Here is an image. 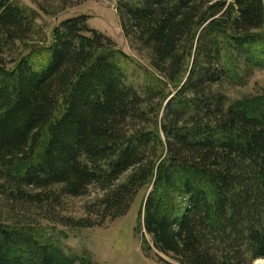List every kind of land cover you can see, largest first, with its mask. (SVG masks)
Wrapping results in <instances>:
<instances>
[{"label":"trees","instance_id":"16d2710c","mask_svg":"<svg viewBox=\"0 0 264 264\" xmlns=\"http://www.w3.org/2000/svg\"><path fill=\"white\" fill-rule=\"evenodd\" d=\"M57 1L62 12L86 0ZM116 12L137 59L87 16L47 41L35 11L0 0V264H95L40 222L100 227L140 193V230L163 264L264 261V94L239 93L264 70V0ZM91 188L93 219L62 215Z\"/></svg>","mask_w":264,"mask_h":264},{"label":"rangeland","instance_id":"374dc122","mask_svg":"<svg viewBox=\"0 0 264 264\" xmlns=\"http://www.w3.org/2000/svg\"><path fill=\"white\" fill-rule=\"evenodd\" d=\"M20 5L38 14L37 26L44 32L47 41L51 31L62 20L72 16L88 17V26L111 38L116 46L128 56L137 59L122 35L120 17L116 12L117 5L129 0H86L72 2L67 9L60 12L61 5L57 0H15ZM144 65L147 63L140 59ZM241 95L264 94V70L255 71L247 85L239 92ZM100 196L91 188L84 197L65 198L62 215L74 220L93 219L88 208ZM143 193L136 198L131 210L122 218L106 221L100 227L86 229H67L59 225L40 222L44 235L57 243L67 255H87L95 264H163L161 260L172 263V260L157 253L148 237L140 230L139 209ZM5 212L0 208V220L5 219ZM144 241L150 244L146 250ZM255 264H264L257 261Z\"/></svg>","mask_w":264,"mask_h":264}]
</instances>
